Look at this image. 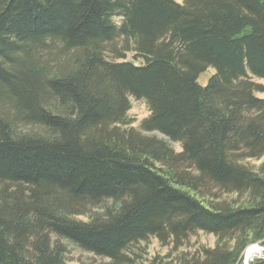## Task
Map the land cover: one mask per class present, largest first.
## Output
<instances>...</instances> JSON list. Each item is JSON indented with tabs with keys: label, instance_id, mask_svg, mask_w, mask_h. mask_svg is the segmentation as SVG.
Returning a JSON list of instances; mask_svg holds the SVG:
<instances>
[{
	"label": "trees",
	"instance_id": "16d2710c",
	"mask_svg": "<svg viewBox=\"0 0 264 264\" xmlns=\"http://www.w3.org/2000/svg\"><path fill=\"white\" fill-rule=\"evenodd\" d=\"M255 78L264 0H0V264H67L62 241L132 264L136 244L197 232L215 247L177 264H242L264 247ZM130 99L165 141L125 128Z\"/></svg>",
	"mask_w": 264,
	"mask_h": 264
},
{
	"label": "rangeland",
	"instance_id": "374dc122",
	"mask_svg": "<svg viewBox=\"0 0 264 264\" xmlns=\"http://www.w3.org/2000/svg\"><path fill=\"white\" fill-rule=\"evenodd\" d=\"M119 21H120L119 18H115V22L117 23V25H119ZM125 60L127 62L140 65V63L136 61L133 54L131 53L126 55ZM213 74H214L213 69H208L206 72L201 74L198 78L199 86L201 87L206 86L208 79ZM252 82H254L257 85H260L264 89V80L255 78L252 80ZM255 96L258 97L259 99H264V91L263 93L255 94ZM130 104H131V108L126 116V119L128 120L129 124L125 128L135 129L140 131L141 135L143 136L155 137L159 140L165 141L164 137L158 134L157 132L145 133L144 131L141 130L140 128L141 122L149 117V111L147 106L144 104V102L141 100L130 99ZM24 131H26V129ZM167 143L176 153H179L181 151V147L178 143H172V142H167ZM261 162L262 160L259 162L250 160L247 161L246 164L248 167L256 170ZM212 200L215 201V198H213ZM219 201H227L233 203L236 201L237 203H241L240 201H238L236 195L220 196ZM101 212L102 210L101 208H99L92 210L91 213L98 214ZM76 219L82 222L87 221L86 216H78ZM61 243H63L67 248V255H66L67 264H110V261L106 258L95 257L92 254L82 252L65 241L64 242L62 241ZM216 243H217L216 238H214L212 235H207L202 232H197L195 235L190 236L184 242L183 246L180 249L174 250L171 246H161L156 239L150 238L146 243L141 242L139 244L130 247L127 250L126 256L133 261L132 264H177L178 261L184 257V254L196 253L200 248L212 249L215 247ZM253 246H256V255L253 258V260L264 257V247L260 246L259 244L249 246L245 250L244 254L248 249H250Z\"/></svg>",
	"mask_w": 264,
	"mask_h": 264
},
{
	"label": "bare ground",
	"instance_id": "6f19581e",
	"mask_svg": "<svg viewBox=\"0 0 264 264\" xmlns=\"http://www.w3.org/2000/svg\"><path fill=\"white\" fill-rule=\"evenodd\" d=\"M255 255H256V246H253L250 249H248L246 251V253L244 254V256L242 258L243 264H249L253 260V258L255 257ZM262 258H264V257H262Z\"/></svg>",
	"mask_w": 264,
	"mask_h": 264
}]
</instances>
